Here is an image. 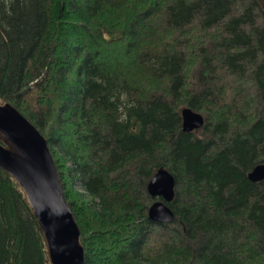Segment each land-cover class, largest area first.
I'll return each mask as SVG.
<instances>
[{
    "label": "trees",
    "instance_id": "obj_1",
    "mask_svg": "<svg viewBox=\"0 0 264 264\" xmlns=\"http://www.w3.org/2000/svg\"><path fill=\"white\" fill-rule=\"evenodd\" d=\"M0 101L46 139L83 264H264V0H0ZM0 264H47L1 169Z\"/></svg>",
    "mask_w": 264,
    "mask_h": 264
},
{
    "label": "water",
    "instance_id": "obj_2",
    "mask_svg": "<svg viewBox=\"0 0 264 264\" xmlns=\"http://www.w3.org/2000/svg\"><path fill=\"white\" fill-rule=\"evenodd\" d=\"M181 131L200 128L203 117L185 106L180 109ZM0 169L20 188L24 201L44 242L47 264H83L79 230L65 201L58 173L46 139L21 113L0 101ZM252 181L264 179V163L246 174ZM174 179L158 168L146 182L152 198L146 209L153 222L170 223L173 212L167 203L173 197Z\"/></svg>",
    "mask_w": 264,
    "mask_h": 264
},
{
    "label": "rangeland",
    "instance_id": "obj_3",
    "mask_svg": "<svg viewBox=\"0 0 264 264\" xmlns=\"http://www.w3.org/2000/svg\"><path fill=\"white\" fill-rule=\"evenodd\" d=\"M76 35H79V33ZM121 46H122L121 44H116V46L113 49H111L112 50V56L117 58L120 61L122 60V58L124 59Z\"/></svg>",
    "mask_w": 264,
    "mask_h": 264
}]
</instances>
